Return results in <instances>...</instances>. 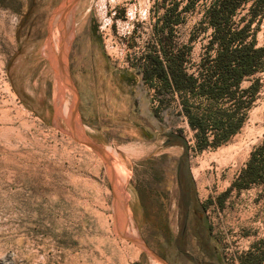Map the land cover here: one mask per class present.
<instances>
[{
	"label": "rangeland",
	"instance_id": "rangeland-1",
	"mask_svg": "<svg viewBox=\"0 0 264 264\" xmlns=\"http://www.w3.org/2000/svg\"><path fill=\"white\" fill-rule=\"evenodd\" d=\"M164 1L0 0V264H166L117 225L176 264H194L184 249L202 264H264V183L220 203L264 137V69L241 129L196 148L180 95L158 117L145 77ZM202 8L172 35L192 62L210 39L189 41Z\"/></svg>",
	"mask_w": 264,
	"mask_h": 264
},
{
	"label": "trees",
	"instance_id": "trees-1",
	"mask_svg": "<svg viewBox=\"0 0 264 264\" xmlns=\"http://www.w3.org/2000/svg\"><path fill=\"white\" fill-rule=\"evenodd\" d=\"M163 4L165 11L155 22L161 47L154 45L147 54L146 66L143 65L145 77L155 90L154 98L159 101L155 114L161 118L162 104L179 94L178 113L186 116L194 130L195 147L218 146L244 125L261 88L257 73L264 69V43L258 44V32L264 17V0H170ZM199 4L203 6L202 15L189 41L202 30H209L210 39L199 61L192 62L189 54L193 45L176 46L172 35L176 25L185 20L184 13ZM164 30L168 31L167 36L161 33ZM192 64L195 69L190 70ZM246 79L250 83L244 85ZM165 134L167 142L179 141L185 148L183 155L188 154L191 144L186 136L173 129ZM252 183H264V137L251 150L232 186L221 193V205L232 187L241 189Z\"/></svg>",
	"mask_w": 264,
	"mask_h": 264
},
{
	"label": "water",
	"instance_id": "water-1",
	"mask_svg": "<svg viewBox=\"0 0 264 264\" xmlns=\"http://www.w3.org/2000/svg\"><path fill=\"white\" fill-rule=\"evenodd\" d=\"M73 112H74V111H73ZM84 141H85L86 143L90 144L93 148H95V149H96V150H97L102 156L109 158L107 152H106L102 147H100L98 144L94 143V142L91 141V140H87V139H85ZM116 229H117V232H118L120 235H123V236L127 237V238L130 239V240H133V241L139 242V243L142 244L144 247H146L151 253H153L154 255H156L158 258L162 259V260L165 262V260H164L162 257H160V255L157 254L154 250H152V249L149 247V245H148L145 241H143V240H141V239H139V238H136V237H134V236H132V235H127V234L124 232V230H123L122 228H120L119 225L116 226Z\"/></svg>",
	"mask_w": 264,
	"mask_h": 264
},
{
	"label": "flooded vegetation",
	"instance_id": "flooded-vegetation-1",
	"mask_svg": "<svg viewBox=\"0 0 264 264\" xmlns=\"http://www.w3.org/2000/svg\"><path fill=\"white\" fill-rule=\"evenodd\" d=\"M178 241V240H177ZM176 240L173 242H171L170 243V247H171V249L172 248H177V251H183L182 249H181V247H180V245H179V243L177 242ZM183 255H184V257L185 258H187V259H189L190 261H192L194 264H202V262L199 260V258L198 257H196V256H194L193 254V252L190 250V249H184V251H183ZM177 259H180V257L179 256H177L176 257ZM176 258H170L168 255H166V259L168 260H166L165 259V263L166 264H176Z\"/></svg>",
	"mask_w": 264,
	"mask_h": 264
},
{
	"label": "bare ground",
	"instance_id": "bare-ground-1",
	"mask_svg": "<svg viewBox=\"0 0 264 264\" xmlns=\"http://www.w3.org/2000/svg\"><path fill=\"white\" fill-rule=\"evenodd\" d=\"M62 15H63V14H62ZM62 18H63V16H62ZM105 149H106V148H105ZM120 169H121L120 174L123 175V174L125 173V171H124L125 169H124V167H123L122 165L120 166ZM130 228H131V227H130Z\"/></svg>",
	"mask_w": 264,
	"mask_h": 264
}]
</instances>
